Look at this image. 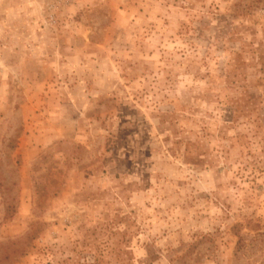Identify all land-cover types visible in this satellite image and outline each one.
<instances>
[{"label": "rangeland", "instance_id": "rangeland-1", "mask_svg": "<svg viewBox=\"0 0 264 264\" xmlns=\"http://www.w3.org/2000/svg\"><path fill=\"white\" fill-rule=\"evenodd\" d=\"M0 264H264V0H0Z\"/></svg>", "mask_w": 264, "mask_h": 264}, {"label": "trees", "instance_id": "trees-1", "mask_svg": "<svg viewBox=\"0 0 264 264\" xmlns=\"http://www.w3.org/2000/svg\"><path fill=\"white\" fill-rule=\"evenodd\" d=\"M247 220V222H246V226L248 227V226H250V223H251V220L250 219H246ZM254 227H257V225H255ZM252 228V227H251Z\"/></svg>", "mask_w": 264, "mask_h": 264}]
</instances>
